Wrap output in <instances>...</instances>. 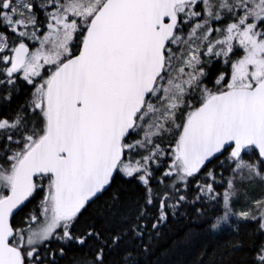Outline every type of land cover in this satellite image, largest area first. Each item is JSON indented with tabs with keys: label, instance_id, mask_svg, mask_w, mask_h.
<instances>
[{
	"label": "snow or ice",
	"instance_id": "1",
	"mask_svg": "<svg viewBox=\"0 0 264 264\" xmlns=\"http://www.w3.org/2000/svg\"><path fill=\"white\" fill-rule=\"evenodd\" d=\"M0 264H264V0H0Z\"/></svg>",
	"mask_w": 264,
	"mask_h": 264
}]
</instances>
